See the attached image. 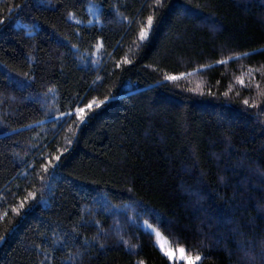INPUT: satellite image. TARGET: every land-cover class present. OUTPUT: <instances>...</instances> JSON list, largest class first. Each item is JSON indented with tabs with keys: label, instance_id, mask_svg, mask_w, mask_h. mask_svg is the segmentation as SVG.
<instances>
[{
	"label": "trees",
	"instance_id": "trees-1",
	"mask_svg": "<svg viewBox=\"0 0 264 264\" xmlns=\"http://www.w3.org/2000/svg\"><path fill=\"white\" fill-rule=\"evenodd\" d=\"M168 2L155 37L140 50L133 44L136 26L129 31L108 4L119 3L123 16L139 22L150 13L142 9L147 0H0V20L6 21L0 25V69L5 73L6 65L16 79L17 73L36 76L32 87L13 88L0 75V214L26 191L43 193L20 216L9 212L0 219V234L7 235L0 243V264H38L44 254L36 244L49 250L45 264H182L164 257L141 220L188 254L201 255L199 264H253L241 244L255 255L254 264H264V123L257 120L258 109L245 112L239 103L259 101L256 84L264 89V0ZM90 4L103 5L101 22L92 26L87 24ZM181 4L195 14L176 15ZM69 13L75 15L69 19ZM95 37H104L105 50L115 52L112 59L127 55L139 62L112 71L105 56L100 68L86 66L81 58L94 51ZM66 43L79 51L69 52ZM228 57L224 65L215 63ZM194 68V75L175 84L156 83L164 72L179 75ZM250 69L257 70L252 86L239 85L236 77L248 84ZM105 70L111 75L105 77ZM98 75L104 82L93 85ZM49 87L58 90L56 101L51 93L43 95ZM209 88L215 96L207 95ZM225 91L228 98L221 95ZM77 92L82 98L111 99L77 130L61 169L71 179L52 181L51 200L27 164L38 155L34 145L51 142L45 152L64 146L72 121L53 132L50 116L61 104V110H69L68 97ZM10 128L19 134L5 137ZM105 200L108 212L96 203ZM73 227L81 241H92L103 229L105 248L53 246L52 240H62ZM119 235L137 247L118 244ZM76 252L83 255L69 260Z\"/></svg>",
	"mask_w": 264,
	"mask_h": 264
},
{
	"label": "snow or ice",
	"instance_id": "snow-or-ice-1",
	"mask_svg": "<svg viewBox=\"0 0 264 264\" xmlns=\"http://www.w3.org/2000/svg\"><path fill=\"white\" fill-rule=\"evenodd\" d=\"M38 7L41 5H37ZM126 7V5H124ZM18 7H22L18 6ZM121 5L119 3L114 4H108V8L111 9L114 16H120L121 21L124 23H127L129 25V31H133L132 28L133 25L136 26V29L138 31L136 32V38L133 41L134 46L137 49L143 50L145 47H147L148 44L151 43L152 39L156 35V30L159 26L160 20L162 18V15L165 11L169 10V2L168 0H147V3L142 5L143 8H147L150 10V13L146 15V17L139 22L136 21L135 18H129L126 16H123V14L119 11ZM103 8V5L96 7H90L88 11L91 13V15L95 18L96 23H100V17L103 14L101 9ZM200 5L195 6V10H199ZM176 15H183L185 18L192 17L194 13V8L192 6H186L181 4L178 8V10L175 13ZM75 14L69 13V19H71ZM207 19V17L203 18ZM6 23L5 20H0V25H3ZM77 24L83 23V21H76ZM94 23L93 20H88L87 24L89 26H92ZM76 35H79V30L77 29L75 32ZM96 40L95 44L91 45V48L94 49V51L89 52L86 56L81 58V63L85 64L86 66L90 65L93 69L100 68L102 60L105 56H107L109 59L112 60L113 64V70H123L125 66H134L136 63L139 62V58L134 61L133 59L129 58L127 55H124L120 59H112V57L115 55V52L108 53L104 48V37H95ZM68 48L69 52H78L79 49L77 45L66 43L64 45ZM116 48H119L120 45H116ZM248 53H238L237 56H246ZM229 59H232V57H228L227 59H220L215 61L218 65H224L228 62ZM145 68H149V65H144ZM211 67V65H199V68H208ZM155 71V69H153ZM10 70L7 69V66L5 65V73L3 76L5 86H11L13 88L20 87H32L33 84L36 82V76L35 74H29V73H17L15 74L16 77H19V79H16L14 77H10L8 75V72ZM198 69L194 68L192 71L189 72H180L179 75H174L171 73L164 72L162 80L156 81V83H164V82H172L177 83L181 79L185 77H189L194 75ZM257 70L256 69H250L247 73L248 76V84H246L245 79L243 76L236 77V82L244 87H251V81L255 78ZM261 75H264V72L260 73ZM111 73L105 70V77L110 76ZM99 81L100 83L104 82V77L97 76L95 80L92 81L93 85L96 84V82ZM220 82L217 81V84ZM255 88L258 90V98H245L239 103L242 105V108L245 112H248L252 109H258L256 116L257 120L260 123H264V121L260 120V117L264 115V89L260 88L259 84L255 85ZM57 89L55 87H49L47 88L46 92H44V96L47 97L49 93L52 94L53 101H56L57 99ZM188 92H197L198 89L195 88H188L186 89ZM200 94H204L201 92ZM207 95L209 96H215L216 93H214L211 88L208 89ZM223 97L228 98L229 97V91H225L221 94ZM84 99H87L86 97L82 98L80 96V93L77 92L74 96L68 97V109L67 111L61 110L64 105L61 104V108H56L54 112L51 113L50 119L53 122V128L52 131L56 132L57 128H62L64 124H66L69 120H71V123H68V129L71 132V135L65 138L64 146L63 147H55L53 151L45 152V148L49 147V143H43L41 142L40 146L34 145L33 148L38 152V155L33 159L32 163L27 164V167L31 170L32 173L37 174V179L41 183L43 189H46L49 193V199L54 200V192L52 188V181H62V180H68L71 179L70 176H64L61 169L64 164V157L65 154L69 152L72 144L74 143L73 137L78 139L77 130L82 128L83 125L87 123V121L91 118V114L95 110L101 109L103 106L106 105L108 101H110L111 97L104 96L103 99H98L96 96H92L90 99H87V102H84ZM83 106H79V105ZM58 113V114H56ZM75 117V119H72ZM36 125H42L45 123V121H35ZM21 128H31L32 125H21ZM8 132H11L13 135L19 134V129L17 128H10L3 131V134L5 137L8 136ZM55 139V137H53ZM230 144V141H226ZM27 163V162H25ZM37 164L39 171L37 172ZM25 173H20V175H24ZM223 180V178H221ZM129 191H132V189H129ZM38 195L40 196V199H43V193H39L36 190H29L26 191V194L19 199V201L13 205L10 206L9 209L4 211L2 214H0V219H3L9 215V212L15 214L16 216H20L22 213V210L25 209V206L28 205L31 207L32 203H39L40 199H38ZM47 201H45L46 203ZM96 203L99 205V208L105 212H108L110 209V202L105 200L103 202L96 201ZM260 210H264V206ZM83 219V218H82ZM156 219L161 227L165 226V219L161 217L159 214H157ZM94 223L99 226V221H93ZM86 223V222H85ZM147 223V221L145 222ZM148 227L151 229V235L154 237V244L158 247V250L162 252L164 257L170 261L176 260V249L166 247L165 246V236L162 234L160 228H153L152 225H148ZM117 230L120 231L119 225L117 224ZM9 233L12 231V229L8 230ZM235 231V229L233 230ZM43 235V234H41ZM55 235V233H53ZM108 236V233L101 229L97 236L93 238L92 241H89L87 237H83L81 241V233L77 231L75 227L71 230V232H65L62 240H52L53 246L57 244H62L64 248H69V245H76L78 243H82V246L85 248L94 247L98 245L99 248L103 249L105 248V240ZM7 238L6 234H0V243L4 242ZM118 244H122L124 247L129 249H134L137 247V245L129 244V241L124 238L123 235H119L118 237ZM36 249L40 252H43L44 258L39 260L38 264H45V261H50L49 256V250L46 248H42L40 244L35 245ZM241 250L244 251L245 256L248 257L250 262H255L256 257L255 255L251 254L249 251L244 250L243 245H240ZM179 252V258L183 261H186L187 264H199V262L202 260L201 255H187L186 249L184 247H180L178 249ZM83 254L80 252H76L71 254L68 259L72 260L75 256H82ZM261 258L264 259V247H261L260 252ZM136 264H145V261L139 260L136 262Z\"/></svg>",
	"mask_w": 264,
	"mask_h": 264
},
{
	"label": "rangeland",
	"instance_id": "rangeland-1",
	"mask_svg": "<svg viewBox=\"0 0 264 264\" xmlns=\"http://www.w3.org/2000/svg\"><path fill=\"white\" fill-rule=\"evenodd\" d=\"M93 6H96V5H93V4H90L89 5V7H88V9L90 8V7H93ZM96 7H98V6H96ZM88 13H89V20H93L95 23H96V21H95V18L91 15V13L88 11ZM18 25H21L22 27H24L26 30H28V29H30V27L29 26H27V25H24V24H21V23H17ZM0 75H4V72H3V70H1L0 69ZM146 221L145 220H141L140 222H139V224H140V226H141V228L143 229V230H145V231H147L148 233H150L151 234V229L148 227V225H149V223L147 222V223H145ZM153 227V226H152ZM153 228H155V227H153ZM153 236V235H152ZM153 240H154V237H153ZM164 243H165V246L166 247H170V248H173V249H176L177 251H176V260L175 261H170V262H173V263H182V264H187V262L186 261H183V260H181L180 258H179V252H178V249L180 248V247H182V246H179V245H175L174 243H172L170 240H168L166 237H165V241H164ZM186 254L187 255H190V254H188L187 252H186ZM191 256V255H190Z\"/></svg>",
	"mask_w": 264,
	"mask_h": 264
}]
</instances>
